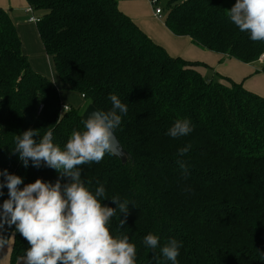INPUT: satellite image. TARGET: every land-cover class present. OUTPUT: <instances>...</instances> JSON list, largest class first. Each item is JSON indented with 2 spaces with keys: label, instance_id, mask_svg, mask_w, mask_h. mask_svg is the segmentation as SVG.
Here are the masks:
<instances>
[{
  "label": "trees",
  "instance_id": "obj_1",
  "mask_svg": "<svg viewBox=\"0 0 264 264\" xmlns=\"http://www.w3.org/2000/svg\"><path fill=\"white\" fill-rule=\"evenodd\" d=\"M25 1L38 13L36 31L61 88L100 111L111 107L110 94L127 104L114 132L126 158L106 154L79 167L90 188L103 184L107 198L131 202L127 216L111 218L110 231L136 245V264H167L159 247L142 245L149 232L160 244L169 238L182 243L179 264H264V97L241 83L202 76L201 64L170 57L114 0ZM234 2L167 0L164 25L206 51L258 63L264 42L251 41L229 22L226 10ZM82 113L62 109L58 88L31 69L13 19L0 8V170L23 177V184L54 182L55 170L20 165L12 152L15 136L51 129L53 142L63 146L73 129L82 130ZM182 118L193 131L168 137ZM185 144L190 150L178 157ZM0 191L2 202L7 194ZM102 204L115 207L110 200ZM1 236L12 242L9 264H15L29 245L14 226L5 225Z\"/></svg>",
  "mask_w": 264,
  "mask_h": 264
},
{
  "label": "clouds",
  "instance_id": "obj_2",
  "mask_svg": "<svg viewBox=\"0 0 264 264\" xmlns=\"http://www.w3.org/2000/svg\"><path fill=\"white\" fill-rule=\"evenodd\" d=\"M226 12L239 32L247 33L251 41L264 42V0H235ZM108 99L111 107L107 111L95 108L82 119V130L73 129L63 146L53 142L51 129L42 136L33 129L15 136L12 152L22 167L44 166L58 175L54 182L36 178L23 184V177L0 170V189H6L7 194L0 202V231L5 225L14 226V232L29 245L20 264H136V245L127 235L110 231L111 218L120 213L127 216L131 202L116 195L107 198L103 184L90 188L82 180L79 167L99 163L112 151L114 132L128 107L115 94ZM192 131L190 119L182 118L172 123L166 135L179 139ZM190 148V144L178 148L177 156L183 157ZM177 164L187 174L183 160L178 159ZM60 178L65 182L61 183ZM4 195L0 191V196ZM104 200H110L115 207L102 204ZM124 222L119 219V225ZM141 243L149 250L159 247L167 264H179L182 243L177 239L169 238L160 244V237L149 232ZM4 246L5 239L0 236V247Z\"/></svg>",
  "mask_w": 264,
  "mask_h": 264
},
{
  "label": "crops",
  "instance_id": "obj_3",
  "mask_svg": "<svg viewBox=\"0 0 264 264\" xmlns=\"http://www.w3.org/2000/svg\"><path fill=\"white\" fill-rule=\"evenodd\" d=\"M117 9L128 17L153 43L162 47L170 57H180L186 61L192 62L189 52H192L190 39L187 37H176L164 25V13L162 20H158L153 16L152 8L147 0H114ZM0 8L9 13L13 19L16 31L19 37L24 41L25 38L36 36V26L28 23L27 8L25 0H0ZM164 12V11H163ZM24 35V36H23ZM22 48L29 53L27 45L22 42ZM36 43H38L36 41ZM189 47V51L186 48ZM191 47V48H190ZM206 51V50H204ZM209 52V51H208ZM44 53V52H43ZM213 53V52H211ZM222 55V54H221ZM221 58L220 56H218ZM226 66H222L220 77L222 83L227 84L228 81L241 83L242 86L249 92L264 97V83L260 85L258 81H264V74L259 70H255L251 65L240 63L226 55H222ZM259 64V63H258ZM202 76L204 69L197 67ZM220 81V82H221ZM1 236V231H0ZM12 248V242L8 241L6 246L0 247V264H9V258ZM19 259L15 264H20Z\"/></svg>",
  "mask_w": 264,
  "mask_h": 264
},
{
  "label": "rangeland",
  "instance_id": "obj_4",
  "mask_svg": "<svg viewBox=\"0 0 264 264\" xmlns=\"http://www.w3.org/2000/svg\"><path fill=\"white\" fill-rule=\"evenodd\" d=\"M166 3H167V0H159L160 7L162 8L163 11L165 9L164 7L167 6ZM152 12H153V10H152ZM27 17H28L27 19H29L30 17L36 18V17H38V13L34 12L31 14H27ZM36 36H37L36 40H35V37L32 38V37H30V35L27 36L26 38L24 36V41H22V39L19 37L21 40V43L24 42L25 45H27V47H28L29 53L25 52V50L23 48H22V50H23L24 55H26L28 58L31 69L35 73L42 75L45 78H47L49 81H51L58 88V97H59L60 102L62 103V107L67 106V107H71L72 109L77 110L79 112H81V111L83 112V110H85V108L87 107L86 102L83 101L82 97L79 94L74 93V92H69V91H66V90L61 88V85L56 78L51 58L46 56L45 53H43L44 52L43 47H42L41 42L39 40L37 31H36ZM36 41L38 43H36ZM190 44H191L190 46L192 47V48L190 47L192 49V52H189L190 54H188V55H190V57H192V59H193L192 62L197 63V64H201L198 67L204 69V76L210 77V78L211 77L217 78V74L218 73L221 74L220 68L222 66H226L224 64L225 61H221L224 59V57H222L221 54L204 51V49L198 47L192 41H190ZM188 49H189V47L186 48L187 51H189ZM218 56H220L221 58H219ZM248 65H251L252 68H255V70H257V71L258 70L260 71L261 63L258 64L257 62H255L253 64H248ZM197 70H198V68H197ZM258 83L260 85H263L264 81L263 80H262V82L258 81Z\"/></svg>",
  "mask_w": 264,
  "mask_h": 264
},
{
  "label": "built area",
  "instance_id": "obj_5",
  "mask_svg": "<svg viewBox=\"0 0 264 264\" xmlns=\"http://www.w3.org/2000/svg\"><path fill=\"white\" fill-rule=\"evenodd\" d=\"M147 1L153 10V16L158 20H162L163 10L160 7L159 0H147ZM26 11L28 14L32 13L30 8H27ZM37 21H38L37 18L34 17H30L29 19H27V22L32 24H36ZM263 60H264V55H261L260 58L258 59V63H262ZM62 109L67 110V107L63 106Z\"/></svg>",
  "mask_w": 264,
  "mask_h": 264
},
{
  "label": "water",
  "instance_id": "obj_6",
  "mask_svg": "<svg viewBox=\"0 0 264 264\" xmlns=\"http://www.w3.org/2000/svg\"><path fill=\"white\" fill-rule=\"evenodd\" d=\"M95 108L92 104H89L85 110L83 111L82 115H81V119H86L88 114L91 113L92 111H94ZM83 121V120H82ZM110 155L119 158L120 160H124L126 158V154L124 153V151L120 148V145L114 135V142H113V148L111 153H109Z\"/></svg>",
  "mask_w": 264,
  "mask_h": 264
}]
</instances>
